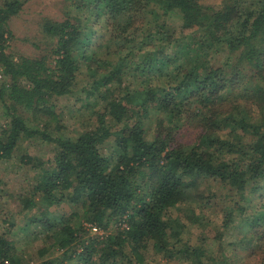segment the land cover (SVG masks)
Returning <instances> with one entry per match:
<instances>
[{
    "label": "trees",
    "instance_id": "trees-1",
    "mask_svg": "<svg viewBox=\"0 0 264 264\" xmlns=\"http://www.w3.org/2000/svg\"><path fill=\"white\" fill-rule=\"evenodd\" d=\"M27 1L0 0V160L35 139L54 153L19 157L33 184L17 197L23 224L0 233V264H150L149 247L172 264H235L221 248L235 246L222 239L237 225L264 264V202L253 203L264 189V0H69L76 14L43 21L51 44L34 57L9 51ZM79 74L94 125L61 134L56 100ZM61 204L70 212L49 211ZM208 211L217 229L193 240ZM19 233L49 239L37 259L22 258Z\"/></svg>",
    "mask_w": 264,
    "mask_h": 264
},
{
    "label": "rangeland",
    "instance_id": "rangeland-1",
    "mask_svg": "<svg viewBox=\"0 0 264 264\" xmlns=\"http://www.w3.org/2000/svg\"><path fill=\"white\" fill-rule=\"evenodd\" d=\"M201 1L211 5H219L221 2V0ZM77 13L81 12L77 11ZM74 14H76V10L73 8L72 4H70L69 0H29L25 2L20 12L10 19L9 25L13 33V38L10 41L9 51L15 55L20 54L29 57L42 54L51 44V39H49L42 29L43 21L45 19L60 21ZM166 22L171 29L178 28L180 24L179 18H177L175 14L172 15V13H170ZM82 85H86L85 75L79 74L71 93L61 96L56 100L57 110L60 111L62 115L61 122L65 126V128L60 130L61 134L76 135L78 131H85L94 125L91 112L96 108V104L93 97H86L85 91L81 89ZM111 146L110 141L108 145L104 147V151L107 154L110 152ZM22 147L23 148L11 159L0 160V233L4 231L3 228L8 226L9 221L16 224H23L24 222L23 214L25 212L17 197L19 194H25V191L30 189L31 184H33L32 178L34 171L30 169L29 165L22 163L23 160H20L19 157L27 154L35 159L49 162L54 153L52 145L45 144L39 139L32 140V142L29 141ZM263 196L264 189L257 193V198L253 197L255 206L264 202ZM253 207H251V209ZM49 211L53 214H67L70 212V209L66 205L61 204L57 207H50ZM209 214L213 219V223L209 224L204 229V232H201V229L197 227L190 228V236L192 235L193 240H195V235L197 237H203L202 234H205L206 237L208 235L211 236L217 229V218H219V216L212 214L211 211ZM113 230L114 227H110L108 232L110 233ZM258 231L261 233V230ZM103 233L104 231L101 232V234ZM13 235L14 234H9L8 237ZM257 235L259 234H255L254 236ZM244 237L248 239H246V241L245 239L242 240ZM240 239L241 241H245L246 244H240ZM17 240L18 241H15L18 247H20L19 253L24 259H37L39 257L38 251L49 241V239L44 240L42 237L38 239H31L29 237L27 239V234L21 235L20 233ZM27 240L30 242H27ZM222 240L223 243L226 244L225 246L231 242L235 244V246H230L231 249H229V247L228 250L225 247L221 248V251L229 257L231 262L233 261L235 263L236 261L235 264H259L258 260L261 256L258 257L256 247L252 248L247 245L249 236H246L244 228L242 229L237 225L235 228L230 229L226 235L224 234ZM216 242L213 245V248L216 250L215 254H217L220 249ZM261 243L263 244L262 246H264V239L261 240ZM259 251L262 253V250ZM60 252L61 251L58 250L54 251V248L49 250V254L51 255H58ZM238 253H240V256L237 255ZM146 255L149 258L150 264H172V260L167 261L161 258L159 254H154L153 251H151V247L148 248Z\"/></svg>",
    "mask_w": 264,
    "mask_h": 264
},
{
    "label": "built area",
    "instance_id": "built-area-1",
    "mask_svg": "<svg viewBox=\"0 0 264 264\" xmlns=\"http://www.w3.org/2000/svg\"><path fill=\"white\" fill-rule=\"evenodd\" d=\"M85 226L89 228L92 232L99 233V234H101L102 232L99 228H97L95 225H92L90 223H85Z\"/></svg>",
    "mask_w": 264,
    "mask_h": 264
}]
</instances>
